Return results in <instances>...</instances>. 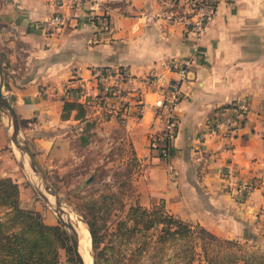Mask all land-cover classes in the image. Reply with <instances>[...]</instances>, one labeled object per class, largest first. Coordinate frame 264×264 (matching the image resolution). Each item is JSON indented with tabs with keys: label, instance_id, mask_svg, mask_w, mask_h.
<instances>
[{
	"label": "crops",
	"instance_id": "0c3cea01",
	"mask_svg": "<svg viewBox=\"0 0 264 264\" xmlns=\"http://www.w3.org/2000/svg\"><path fill=\"white\" fill-rule=\"evenodd\" d=\"M169 1L80 0L72 8H55L53 0H0L4 86L24 139L47 153L64 143L67 124L83 122L85 131L92 126L85 117L74 119L73 111L68 119L60 118L69 88L78 85L92 93L95 69L120 72L104 83H131V149L137 160L148 164L139 204L160 199L169 212L185 209L194 223L213 234L218 235L215 227L220 223L236 232L263 204L264 0L219 5L199 37L164 17ZM56 10L69 16V22L47 35L37 23ZM99 15L106 16L108 31L94 22ZM189 56L191 75L180 84L177 126L168 158L162 159L147 149L148 136L161 124L151 109L141 106L156 96L147 92L138 101L135 94L150 71L161 72L162 63ZM243 97L249 111L228 153L205 133V122L214 108ZM226 166L232 167L234 180L253 181L244 199L233 195L231 182L223 176Z\"/></svg>",
	"mask_w": 264,
	"mask_h": 264
},
{
	"label": "rangeland",
	"instance_id": "374dc122",
	"mask_svg": "<svg viewBox=\"0 0 264 264\" xmlns=\"http://www.w3.org/2000/svg\"><path fill=\"white\" fill-rule=\"evenodd\" d=\"M2 57L0 52V60ZM99 84L95 83L92 93L87 94V88L78 85L75 87L78 90L68 93L83 103L84 117L92 124L91 127L85 131L83 122L67 124L64 143L57 144L52 152H39L31 141L29 145L36 153L37 163L58 194L60 202L80 217L85 226L87 222L93 225L101 239L96 250L105 247L104 253L108 255L111 246L123 248V245H115L116 223L124 219L129 205L140 202L139 197L144 192L142 176L148 164L143 159L137 160L131 149V83L122 86L124 88L111 86L113 90L118 87L119 93L116 92L123 96L116 104L109 102V98L102 100L105 95H110L109 92L104 94ZM2 90L10 101L4 79ZM10 130L8 118L0 112V176L9 177L16 183L21 207L40 213L47 224L59 223L53 210L52 197L47 194L48 203L37 193V186L43 191L38 175L30 170L26 158L24 167L19 164L20 154L9 140ZM19 135L24 139L21 132ZM82 137L86 138V143L82 144ZM260 194L263 197L261 208L249 217V221L242 223L240 230L230 232L225 223H220L215 227L218 232L215 235L243 243L248 252H264V188ZM154 202L163 206L160 199ZM151 203L142 206L148 207ZM176 215L186 222L194 223L185 209ZM92 252L90 244L91 255ZM59 253L60 264H74L72 252L65 254L60 249ZM104 263L114 264V261Z\"/></svg>",
	"mask_w": 264,
	"mask_h": 264
},
{
	"label": "trees",
	"instance_id": "16d2710c",
	"mask_svg": "<svg viewBox=\"0 0 264 264\" xmlns=\"http://www.w3.org/2000/svg\"><path fill=\"white\" fill-rule=\"evenodd\" d=\"M72 111L74 119H84L83 103L69 94L62 101L60 118L68 119ZM88 126L86 122L85 128ZM81 142L86 143V138ZM87 228L92 264L110 260L114 264H264V252H248L243 243L220 238L199 223L186 222L154 201L148 207L137 202L128 206L114 231L115 245L123 248L111 246L108 255L105 247L96 250L101 239L93 225L87 222ZM60 249L71 252L63 227L47 224L40 213L21 207L16 183L0 176V264H59Z\"/></svg>",
	"mask_w": 264,
	"mask_h": 264
},
{
	"label": "built area",
	"instance_id": "2783aa9c",
	"mask_svg": "<svg viewBox=\"0 0 264 264\" xmlns=\"http://www.w3.org/2000/svg\"><path fill=\"white\" fill-rule=\"evenodd\" d=\"M234 0H170L167 8L162 10L164 17L168 20L176 21L181 24L182 29L186 33H190L195 37H199L207 24L212 20L217 7L220 4L232 3ZM80 0H53L52 5L55 8L65 6L72 8L73 5L79 3ZM69 16L63 15L59 11H54L48 17L37 23V27L47 35H52L59 28L68 24ZM96 24L105 31L109 30L108 21L105 15L96 16ZM193 57L182 60H169L162 63L163 71L158 72L152 70L144 78L142 90L135 94V99L140 101L147 92L154 93L156 96L151 103H141L151 109L153 115L161 124L157 132L148 136L147 149L149 153H155L162 159L168 158L169 143L174 137L177 126V115L175 107L181 98L180 84L187 79L190 64ZM172 72L174 76L168 77L167 74ZM94 77L96 84L102 83L101 86L104 94L108 93L110 97L102 98L105 101L108 98H115L117 101L122 100L123 96L119 93V89L113 90L111 86L116 84L104 85V80L113 78V74L107 69H95ZM122 75V74H120ZM118 91V93L116 92ZM81 102V101H80ZM82 103V102H81ZM249 111L248 101L245 97L231 101L227 106H219L213 109L205 122V133L214 137L220 144L222 151L232 153L234 150L233 139L237 130L241 128L246 120ZM168 144V145H167ZM234 171L232 167L226 166L223 176L229 180L232 185V193L237 198L244 199L246 195L253 189V181H237L234 180ZM174 172L168 169V177L173 179Z\"/></svg>",
	"mask_w": 264,
	"mask_h": 264
},
{
	"label": "water",
	"instance_id": "95a60500",
	"mask_svg": "<svg viewBox=\"0 0 264 264\" xmlns=\"http://www.w3.org/2000/svg\"><path fill=\"white\" fill-rule=\"evenodd\" d=\"M190 75H191V73L188 71L187 78ZM2 87H3V73H2L1 60H0V112L3 115H5L9 121V126L11 128L10 133H9V140L15 146V148L18 150V152L20 154V165L22 167H24V160H25V156H26V161H27V164H28L30 170L32 172H35L38 175V177L40 178V180L42 181L43 191H41L39 186L36 185L38 195L44 201H46L48 203H49V199L47 197V194L52 197L53 202H54L53 210L56 214L58 222L60 223V225L63 227V229L67 233L74 264H83L81 256L79 255V252H78L77 233L75 232L74 226H73L72 222L70 221V219L64 218L65 216H68L69 212H71V211H69L60 202L58 194L55 192V190L48 183L46 176L43 173L40 166L38 165V163L34 157V153L31 151L28 143L25 141V139L20 137V135H19L20 130H19L17 115H16L15 110L12 107L10 101L8 100L7 96L4 94ZM78 219L82 222V220L80 218H78ZM87 230H88V228H87Z\"/></svg>",
	"mask_w": 264,
	"mask_h": 264
},
{
	"label": "bare ground",
	"instance_id": "6f19581e",
	"mask_svg": "<svg viewBox=\"0 0 264 264\" xmlns=\"http://www.w3.org/2000/svg\"><path fill=\"white\" fill-rule=\"evenodd\" d=\"M17 154V153H16ZM26 158V157H25ZM20 164V161H19ZM64 218H69L72 222L75 232L77 233L78 237V252L81 256L83 264H91L92 259L90 255V235L87 230V226L82 223L74 213L69 212L68 216ZM84 233V234H83Z\"/></svg>",
	"mask_w": 264,
	"mask_h": 264
}]
</instances>
